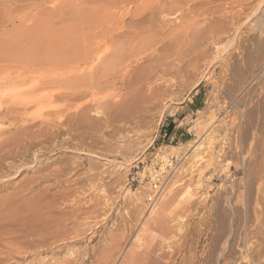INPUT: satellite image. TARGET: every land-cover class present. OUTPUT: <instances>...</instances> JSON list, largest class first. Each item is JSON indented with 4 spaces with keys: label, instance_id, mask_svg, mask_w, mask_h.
Returning <instances> with one entry per match:
<instances>
[{
    "label": "rangeland",
    "instance_id": "374dc122",
    "mask_svg": "<svg viewBox=\"0 0 264 264\" xmlns=\"http://www.w3.org/2000/svg\"><path fill=\"white\" fill-rule=\"evenodd\" d=\"M157 1L159 0H0L1 129L13 132V128L9 126L11 122L16 123L19 118L25 116L34 117L38 114L49 113V111L45 112L49 106L46 103L43 104L44 106L31 104L32 106L29 105L27 111L25 110L26 113L21 110L32 96L36 98L38 95L41 96L52 91H60L61 93V87L63 88L66 83H62L59 87L54 85L58 87L56 89L52 87V89H39L38 92L35 90L36 92L29 93V89L36 85L37 81L40 80L39 83H41V79L43 81L49 76L53 78L56 75V79L63 78L62 80H66V76L73 77L75 75L77 78L75 76L73 78L79 81L82 78L79 76L84 75L85 72L84 78L88 77L87 74L90 75L95 71L96 73L92 74L95 77L90 75L89 77L92 79L89 78L88 80L91 82V80L96 79L95 82L100 81L101 84V88L93 91L94 100L91 97H87L90 102L87 98L79 100H84L81 104H88V106L91 104L90 107L96 109L94 111L90 108L88 112H92L88 115V117L91 116L90 119L86 118L81 121L72 116V119L66 124V127L77 128L80 125L82 127L83 124L85 126L86 121L89 120L90 124L92 122H94L92 125L99 123L101 127L98 124L97 130H86L87 133L84 134V138L79 140L72 136L66 135L65 137L62 135L63 133H60L50 150L41 151L38 154V162L33 164L34 169L16 171L15 174L13 171L14 175L2 184L4 189L0 191V219L5 221L10 219L11 221H6L8 225L5 224L7 226L4 227L5 221L1 220L3 223H0V226L2 225L4 228L9 226L7 229L11 230V233L17 229L16 232L13 231L14 234L12 233L15 235L13 236L14 239L16 234L25 230L41 235L47 241L35 251L24 249L22 251L27 253L14 254L13 259L6 264H16L17 262V264L242 263L239 262L240 255L238 254L242 252L246 254L248 250L246 248L254 242L252 236H249L254 232L250 226L255 228V218L260 219L258 216L261 217L260 213L263 212L261 209H264V201H261L264 200V194L258 192L260 187H264V180H262L264 173L259 175L258 172V176L262 178L259 177V181L256 168L254 169L256 159H260V149H258L257 144H259L260 135H262L260 133L261 125L264 123V100L259 98L262 95L260 94V86L255 85V81L250 82L253 75L257 78L263 75L262 80H264L263 72H258V70L264 71V66L263 68L261 66L264 60V52H262L264 51V32H262V30L264 31V0H176L177 2L175 0H161V12L159 8H155ZM166 1H168L169 6L168 4L165 5ZM185 25L190 26L192 30H195V33L190 27L189 32ZM185 30L186 32L188 30L190 35H187ZM246 39L248 40L246 41ZM233 40L240 43L238 47H240V51L242 50L243 53H241L244 58L241 57L239 50L238 53H234L236 56L233 54L236 43ZM238 40H241L242 43ZM247 42L249 44H246ZM175 44H178L177 49ZM136 45H140V47L138 48ZM129 46L134 50L127 49ZM242 46L247 47L244 49ZM48 52L50 56L52 54L54 59L56 57H58L57 59L66 58V60L63 59L65 62L62 59H53V62L59 61L58 64L55 62L56 65L52 66L51 63L53 62L49 61V63L48 60L43 62L44 65L41 64L39 62L40 56L45 55V57L43 56L44 59L49 58ZM117 53L119 54L116 55ZM125 53L127 54L126 57L124 56ZM85 55L88 58L90 55L93 56L92 58L98 55V57L105 59L102 60L101 67L99 66L94 71L89 69V59L86 64L79 65L78 69L75 67L76 73L72 65L68 64L67 67L68 60L72 61L73 58L80 60ZM251 55L257 58L253 57L250 61ZM116 56H119L121 60H118L119 58ZM29 58H34L35 63L33 60L27 62ZM123 58L124 60L129 58L131 60H127V62L129 61L127 63ZM246 59L248 60L246 61ZM222 60L226 61L223 62ZM240 60L244 64L240 63ZM23 61L30 63L28 65L25 62L27 67H31L30 70L27 69L26 65L24 66ZM164 61L167 62L168 67L171 65L169 69L161 66L166 63ZM120 62L123 66L127 63L124 66L125 70L123 66H120ZM123 62L125 63L123 64ZM224 63L227 66H224ZM230 63L232 64L230 65ZM38 64L41 70L37 67ZM47 64L51 65L46 67ZM259 65L260 67H258ZM249 66L252 67L250 68L251 71ZM25 68L26 72L31 71L26 74L28 78L26 77L25 82L6 83L11 77L10 74L14 78L19 72H25ZM163 68L167 69V72L162 71ZM52 70H57V72ZM72 71L73 73H71ZM223 71L227 78L223 75ZM226 72L230 76H227ZM62 73L67 75L64 76ZM140 75L150 78H140ZM39 76L41 79L38 78ZM128 76L129 78H127ZM72 77H67L68 81L70 80V83L67 82L70 88L64 86L63 89L73 90L77 88L75 86L72 88L73 84L76 83ZM134 77H138V80ZM143 78L144 80H141ZM122 79L125 81L129 79L128 83L124 81L125 86ZM139 79L141 83H145L140 84ZM257 81L260 82L261 80L257 79ZM71 83L72 85H70ZM141 86L144 88L140 89ZM78 89L80 90V88ZM78 89H74L75 92H78ZM154 89L156 92L158 90L160 92L158 91L156 94ZM68 90L65 92L68 93ZM72 90L71 92L75 93ZM241 90L243 93H239ZM134 94L135 96H133ZM91 100L94 102L91 103ZM79 101L74 102L81 105ZM105 101L106 103H104ZM238 101L240 105H246V103L248 105L240 107L236 104ZM74 102L69 105L71 110L67 108V111H71H68L69 114L73 113V115L72 107L77 106ZM53 103L52 106L62 104L61 102V104L59 102ZM102 103L108 104V107H104L106 105ZM248 113H250V119L247 118ZM59 114L65 118L67 113L64 111L65 115L63 112ZM108 114L109 118H107ZM56 116L57 120L61 119L59 115H52L49 119H56ZM91 118H94L93 121ZM213 119L215 122L221 123H218L220 125L218 127L219 132L212 136V149L215 150H213L212 155L220 156L215 157L218 161L213 159V167H207L208 169L205 167L206 169H203L205 171L202 174L198 170L200 169L199 154L194 149L196 150L198 144L204 141L203 139L207 135L204 133V127L209 128L210 125L215 127L217 122L215 123ZM231 119H234L235 129L229 131L227 125ZM105 120L107 125L103 127ZM89 122L86 127L89 126ZM86 127L84 128L88 129ZM257 128L260 135L256 131ZM253 132H257V135ZM251 133L254 134V137ZM235 136L236 139L234 140L233 137ZM224 137L231 138L232 142L228 144L224 140L222 141L221 139ZM252 138H254V142H252L255 143L253 146L250 145L253 144ZM169 162L173 166L169 167ZM223 166L224 168L227 167L225 171H228L230 178L225 177L226 172L224 176H220L217 175L218 172L213 170L214 168L219 170ZM34 170L35 173H33ZM196 171L202 176L200 177ZM206 176H210V178L206 179ZM255 176L257 177L255 178ZM30 178L33 180L30 181ZM210 179L211 182L206 190L202 192L198 189L199 183H205ZM224 181L234 186L233 191H231V187L226 188L222 185ZM258 183H260L259 188L257 187ZM248 190L252 191L249 193ZM238 191L246 194V199L249 198V204H251L247 206L249 209L245 205L243 207L241 205L236 206V209L233 208L234 210L230 208L229 197L237 194ZM200 192H205L206 197L203 198L205 202L199 198ZM15 193L19 195L16 196ZM257 193L263 197H259ZM22 194L23 196H21ZM197 196L198 198H196ZM255 196L262 199H257ZM14 199H18L20 202ZM194 199L202 202L199 203ZM190 200H194L193 203L189 202ZM24 201L28 204L26 205ZM167 201L169 202L168 213L173 212V214L169 215L171 217L168 219L170 222L167 224L168 230L164 234L165 236L162 237L160 230L157 231L155 227L154 229L151 227L150 232L147 231L148 233L143 234L141 223L149 215L152 205L158 206V204ZM257 201L263 203L259 205V210L254 208V202ZM137 203L140 206L138 212L134 209L138 205ZM194 203L195 205H192ZM183 204H187L185 208L181 207ZM26 206L33 216L31 213L29 214L28 210H25ZM22 209L29 215H25L24 210L23 215H21ZM92 209L96 212L91 215ZM252 209L256 212L253 213ZM19 213L20 218L26 216L27 219L25 217L20 219ZM16 214L19 219L18 221L16 218L17 222L16 219H12ZM181 214L183 220L177 222ZM247 215L252 222L246 219ZM1 216L3 217L1 218ZM198 216L200 221H198ZM219 217L223 219L225 224V230L222 233L217 231ZM251 217L254 219L252 220ZM174 219L175 221H172ZM21 223L24 225L20 226ZM247 223H250V226ZM16 225L19 227L15 228ZM246 227H249L252 232L248 229L245 230ZM148 234H152V236ZM110 235L115 236L111 238ZM243 235L247 236V239H243L245 238ZM114 240H116L115 243L118 241V245L114 243L113 248L114 246L116 248L113 249L111 245ZM235 240L236 242H233ZM246 240L250 241L247 242ZM13 243L14 245L5 242L4 249L7 250L8 247L13 249L16 242L13 241ZM110 248L113 251L111 249L109 253ZM122 261L124 262L122 263ZM246 262L247 260L244 261V263Z\"/></svg>",
    "mask_w": 264,
    "mask_h": 264
},
{
    "label": "bare ground",
    "instance_id": "6f19581e",
    "mask_svg": "<svg viewBox=\"0 0 264 264\" xmlns=\"http://www.w3.org/2000/svg\"><path fill=\"white\" fill-rule=\"evenodd\" d=\"M160 1L161 0H159V1H157L156 2V6H155V8L156 9H158L159 8V11H160ZM176 1V0H175ZM167 2V3H166ZM165 3V5H167L168 4V1H166ZM169 2H173V1H169ZM177 2V1H176ZM162 4V3H161ZM173 4V3H172ZM171 4V5H172ZM259 5V4H258ZM162 6V5H161ZM168 6H169V4H168ZM154 10V9H153ZM161 10H162V7H161ZM173 10V9H172ZM155 11V10H154ZM158 11V10H157ZM261 11H263V10H261ZM161 12V11H160ZM149 13H150V11H149ZM148 13V14H149ZM164 13V12H163ZM264 13V12H263ZM129 14V13H128ZM151 15H152V13H150ZM150 15V16H151ZM154 15H158V14H154ZM142 16H144V15H142ZM153 16V15H152ZM160 17V16H159ZM167 18V17H166ZM150 20H151V18H150ZM160 20V19H159ZM163 22V21H162ZM214 22V21H213ZM264 24V23H263ZM187 25H189V24H187ZM187 25H185L186 27H187V29L189 30V27L187 26ZM191 25H193V24H191ZM185 26H184V28H185ZM193 27V26H192ZM247 27V26H246ZM262 27V26H261ZM261 27H259V28H261ZM240 28V27H239ZM186 29V28H185ZM190 29L192 30V28L190 27ZM224 29V28H223ZM188 30H187V32H186V30H185V32L187 33V35L189 34V32H190V30H189V32H188ZM259 30V29H258ZM195 30H192V32H194ZM219 31V30H218ZM184 32V33H185ZM196 32H198V31H196ZM211 32V31H210ZM236 32V31H235ZM248 32V31H247ZM252 32V31H251ZM255 32V31H254ZM262 32H264L263 30H262ZM195 33V32H194ZM193 33V34H194ZM226 33V32H225ZM261 33V32H260ZM237 34V33H236ZM190 35V34H189ZM245 35V34H244ZM264 35V34H263ZM186 36V35H185ZM201 36V35H200ZM187 37H190V36H187ZM232 37H236V36H232ZM238 37H240V36H238ZM207 38V37H206ZM237 38V37H236ZM247 38V37H246ZM185 39V38H184ZM244 40H245V38H244ZM248 39H246V41H247ZM233 41H235V40H233ZM239 41H241V40H238V42ZM137 42V41H136ZM135 42V43H136ZM140 42V41H139ZM181 42H183V41H181ZM197 42V41H196ZM236 43H235V48H236V50H235V48H234V50H233V54L234 53H238L237 51L239 50V48L240 47H238L239 46V44L240 43H237V40L235 41ZM245 42V41H244ZM262 42V41H261ZM261 42H260V44H261ZM138 43V42H137ZM136 43V44H137ZM178 43V42H177ZM186 42H184V44H185ZM241 43H242V41H241ZM181 44V43H180ZM184 44H183V46H184ZM232 44V43H231ZM246 44H249L248 42L246 43ZM254 44V43H253ZM252 44V46H254ZM260 44H259V47H261L260 46ZM263 44V43H262ZM135 45V44H134ZM176 45V44H175ZM178 45V44H177ZM177 45L175 46L176 47V49H177ZM186 45V44H185ZM243 45H244V43H243ZM131 46H133V45H131ZM136 46H138V48L140 47V45H136ZM136 46H135V48H136ZM146 46V45H145ZM182 46V45H181ZM219 46V45H218ZM233 46H234V44H233ZM249 46V45H248ZM251 46V47H252ZM257 46V45H256ZM255 46V47H256ZM130 47V46H129ZM127 48V49H130L131 51H132V49L134 50V48ZM134 47V46H133ZM178 47H180V46H178ZM217 47V46H216ZM243 47V46H242ZM247 46H245V48H246ZM262 47H263V45H262ZM183 48V47H182ZM244 48V47H243ZM244 48V49H245ZM49 49H50V47H49ZM144 49V48H143ZM228 49V48H227ZM250 49H252V48H250ZM259 49H262V48H259ZM264 49V48H263ZM125 50H126V48H125ZM180 50H181V48H180ZM223 50H224V48H223ZM232 50H230L231 52H232ZM247 50V49H246ZM254 50V49H253ZM124 51V50H123ZM130 51V52H131ZM140 51V50H139ZM178 51H179V48H178ZM178 51H176V52H178ZM182 51V50H181ZM219 51H220V49H219ZM240 51V50H239ZM244 51V50H243ZM262 51V50H261ZM125 52V51H124ZM129 52V53H130ZM135 52V54H136V51H134ZM134 52H132L133 54H134ZM141 52V51H140ZM146 52V51H145ZM242 52V50L240 51V53ZM255 52V51H254ZM262 52H264V51H262ZM122 53V51L120 52V54ZM127 53V52H126ZM125 53V54H126ZM131 53V54H132ZM142 53V52H141ZM200 53H201V51H200ZM199 53V54H200ZM243 53V52H242ZM242 53L240 54V55H242ZM245 53H247V52H245ZM119 53H117L116 55H118ZM124 54V56L126 57L127 56V54L125 55ZM131 54H129V55H131ZM233 54H232V56H233ZM249 54V53H248ZM264 54V53H263ZM46 55H47V53H46ZM48 55H49V58H45L44 59V57H45V55H43V56H40V58H41V60H40V58H39V62L41 63V64H43V62L45 63L46 62V60H48V62L49 61H52L53 62V59H54V57L52 56V54H51V56H50V54H49V52H48ZM54 55V54H53ZM128 55V56H129ZM137 55H138V51H137ZM230 55V54H229ZM235 55V54H234ZM259 55V54H258ZM262 55V54H261ZM260 55V56H261ZM56 56H57V54H56ZM88 56V55H87ZM139 56V55H138ZM236 56V55H235ZM238 56V55H237ZM30 57V56H29ZM42 57H43V59H42ZM93 56H91L90 55V58H88V57H86V55L84 56V58H81L80 60H74V58L72 59V61L71 60H68V63H67V67H68V64L71 66L72 65V67H74V71L76 70V68L78 67L79 68V65H81V64H86V62H87V60L89 59V61H90V66H89V69L91 70V71H94V70H97V68L100 66V64H101V62H103L102 60H104L102 57H98V55H97V57H94V58H92ZM117 57V56H116ZM123 57V56H122ZM216 57V56H215ZM217 57H218V55H217ZM224 57V56H223ZM225 57H226V55H225ZM241 57H243V55L241 56ZM241 57H239L238 56V58H240L241 59ZM247 57V56H246ZM245 57V58H246ZM253 57H256V56H250L249 57V59H250V61H252V58ZM58 57H56L55 59H57ZM115 58V57H114ZM117 58H119V56L117 57ZM128 58V57H127ZM126 58V59H127ZM131 58V57H130ZM127 59V60H131V59ZM227 58H229V57H227ZM230 58H233V57H230ZM244 58V57H243ZM242 58V59H243ZM257 58V57H256ZM256 58H254L255 60H257ZM262 58H263V56H262ZM26 59V58H25ZM34 59V58H33ZM33 59H27V62H28V60H33ZM54 59V60H55ZM62 59V58H61ZM60 58L59 59H57V60H61ZM63 59H65L66 60V58H63ZM62 59V61H64L65 62V60H63ZM132 59H133V57H132ZM223 59H225V58H223ZM55 61V62H57V64H58V62L59 61ZM118 60H121V58H119ZM123 60H124V58H123ZM127 60H124V61H126L127 62ZM248 59H246V61H247ZM34 61V60H33ZM32 61V62H33ZM62 61H61V63H62ZM70 61V62H69ZM211 61H214L213 59H211ZM210 61V62H211ZM223 61V60H222ZM224 61H226V60H224ZM223 61V62H224ZM228 61V60H227ZM241 61V60H240ZM239 61V62H240ZM24 63L26 62V61H23ZM26 62V63H27ZM30 62V61H29ZM47 62V63H48ZM55 62H53V63H55ZM67 62V61H66ZM164 62H166V61H164ZM207 63L209 62V60L208 61H206ZM219 62V61H218ZM232 62V61H231ZM244 62V61H243ZM26 63L24 64V66L26 65ZM34 63H35V61H34ZM34 63H31V64H34ZM50 63V62H49ZM53 63H51L52 64V66L53 65H56V63L55 64H53ZM119 62L117 61V64H118ZM121 63L122 62H120V66H123V65H121ZM125 62H123V64H124ZM127 63H129V61L127 62ZM127 63H125V64H127ZM202 63V62H201ZM206 63V64H207ZM240 63H242V61L240 62ZM248 63V62H247ZM251 63V62H250ZM249 63V64H250ZM261 63V62H260ZM28 65L30 64V63H27ZM50 64V65H51ZM66 64V63H65ZM103 64V63H102ZM125 64H124V66H125ZM174 64V63H173ZM229 64V63H228ZM232 63H230V65H231ZM242 64H244V63H242ZM246 64V63H245ZM262 64V63H261ZM44 65V64H43ZM49 64H47L46 65V67L48 66ZM49 65V66H50ZM62 65H64V64H62ZM129 65V64H128ZM127 65V66H128ZM168 65H170V64H168ZM224 66L226 65L227 66V64H223ZM222 65V66H223ZM234 65V64H233ZM232 65V66H233ZM123 66V67H124ZM133 66V65H132ZM161 66H163V67H166V68H170V66L168 67L167 66V62L165 63V64H162ZM206 66H208V65H206ZM212 66V65H211ZM219 66H220V64H219ZM223 66V67H224ZM262 66V68H263V66H264V60H263V65H261ZM26 67H27V65H26ZM37 67H39V64H38V66ZM65 67H66V65H65ZM72 67H71V69H72ZM76 67V68H75ZM101 67V66H100ZM210 67V66H209ZM221 67V66H220ZM257 67V66H256ZM258 67H260V65L258 66ZM29 68H31V67H27V69H29ZM60 68H62V67H60ZM70 68V67H69ZM69 68H67V69H69ZM77 68V69H78ZM172 68V67H171ZM228 68V67H227ZM245 68V67H244ZM243 68V69H244ZM250 68H252V67H250L249 66V69ZM39 69H40V67H39ZM45 69V68H44ZM89 69H87V70H89ZM128 69V68H127ZM133 69V68H132ZM177 69V68H176ZM225 69V68H224ZM224 69H222V70H224ZM246 69V68H245ZM249 69H248V71H249ZM30 70V69H29ZM41 70V69H40ZM58 70V69H57ZM57 70L55 71V70H52V71H55V73L57 72ZM66 70V69H65ZM80 70V69H79ZM114 70V69H113ZM124 70H125V67H124ZM123 70V72H125ZM131 70V69H130ZM137 70V69H136ZM221 70V71H222ZM253 70V69H252ZM256 70V69H255ZM262 70V69H261ZM23 71H24V69H23ZM36 71H38V69H36ZM69 71V70H68ZM67 71V72H68ZM71 71V70H70ZM69 71V72H70ZM90 71V72H91ZM128 71H129V69H128ZM133 71V70H132ZM135 71V70H134ZM162 71H166L167 72V69H165V68H163V70ZM226 71V70H225ZM228 71H229V69H228ZM230 71H231V69H230ZM250 71H251V69H250ZM254 71V70H253ZM252 71V73H254ZM25 72H26V68H25ZM25 72H19V74L17 75V76H15L14 78H12L13 77V75H11L10 73V78H9V80H8V82H6V83H8L9 84V82H12L13 83V81H24V80H27L26 79V77L28 78V76H26V74L28 73V72H31V71H27L26 73ZM33 72V71H32ZM46 72V71H45ZM49 72V71H48ZM51 72V71H50ZM79 72H81V71H79ZM84 71H82V74H84L83 73ZM89 72V71H88ZM148 72V71H147ZM146 72V73H147ZM199 72V71H198ZM258 72L260 73H262L263 72V74H264V71H259L258 70ZM54 73V72H53ZM71 73H73V71L71 72ZM75 73H76V71H75ZM96 72L94 71V73H91L90 75H92V74H95ZM122 73V72H121ZM221 73V72H220ZM229 73V72H228ZM231 73V72H230ZM1 74V73H0ZM16 74H17V72H16ZM63 74V73H62ZM66 74V73H65ZM65 74H63L64 76H66ZM82 74H79V75H82ZM85 74H86V72H85ZM84 74V75H85ZM128 74V73H127ZM126 74V75H127ZM131 74V73H130ZM151 74V73H150ZM162 74H163V72H162ZM164 74H165V72H164ZM226 74H227V72H226ZM246 74V73H245ZM244 74V75H245ZM251 74V73H250ZM29 75V74H28ZM42 75V74H41ZM43 75H44V73H43ZM43 75H42V77H43ZM63 75H62V77H63ZM69 75V74H68ZM72 75V74H71ZM74 75V74H73ZM78 75V76H79ZM84 75H82V76H79L81 79H79V81H78V79H76L77 78V76H75L76 78H73L72 76H66L65 78H66V80H62L63 78H61V77H59V78H61V79H56L57 78V76L54 78H50V76L48 77V76H44V77H48V78H46L45 80H43L42 81V79L40 78V76L38 77V78H40L41 79V83H39L40 82V80H39V82L37 81L35 84L36 85H34L32 88H30L29 89V93H33L35 90L38 92V90L39 89H52V87H55V86H61V84L62 83H65L64 84V86L65 87H67L68 86V83L67 82H69L70 83V80L68 81V79H67V77H72L73 79L72 80H76V83H74L73 84V86H72V88L75 86V87H77V88H74V89H78V88H80V90L78 89V92H75L76 90H74V92L75 93H73V92H71V90H68V89H63L64 88V86H63V88L61 87V93H60V91L59 92H48L47 94H43V95H41V96H37L36 98H34V96H32L30 99H28L27 100V102L25 103V105H24V108L22 107L21 108V110L23 111V112H25L26 113V111H27V109H28V106L29 105H43L44 103H46V105L48 106V109H45V110H47V111H45V112H48L49 111V113H45V114H38V115H36V116H34V117H27V116H25V117H22V118H19V121H17L16 123H13V122H11L10 123V125L9 126H11L12 128H13V132H11L10 130H7V129H1L0 128V191L1 190H3L4 189V186H2V184L3 183H5L6 181H8L11 177H12V175H14L15 174V172L17 171H23V170H25V169H30V171L32 170V169H34L35 167H33V164L35 163V164H37V162H38V160H37V156H38V154L41 152V151H44L45 152V150H50L51 148V146L56 142V140H57V138L60 136V133H63L62 135H64L65 137H66V135L67 136H72V137H74V139H76V140H79V139H82V138H84V134L85 133H87L86 132V130H92V131H94V130H97V127H99L98 126V124L96 123V124H94V125H92L94 122H92L91 124H90V122H89V120L88 121H86L85 123V126H84V124L82 125V127H80L79 126V124H77L79 127H75V128H72L71 126H69V127H66V124L67 123H69V121H70V119H72V116H73V118H77V119H79V120H81V121H83V120H85L86 118H89L90 119V117L91 116H89L88 117V115L90 114V113H92V112H90V113H88L89 111H90V108L91 109H94V107H90V106H92L91 104H89V106H88V104L86 105V104H81V102H83L84 100H82V101H79V100H81V99H83V98H87V97H91L92 99H93V96H94V94H93V91L94 90H98L99 88H101V84L99 83V82H95V80L94 81H92L91 80V82H89V74H87L88 75V77L86 78H84ZM146 75H148L149 76V74H146ZM158 75V74H157ZM156 75V76H157ZM223 75L226 77V75L224 74V71H223ZM262 75V74H261ZM9 76V75H8ZM32 76V75H31ZM61 76V75H60ZM93 76V78L95 77V75H92ZM122 76H123V74H122ZM147 76V77H148ZM227 76H230V75H228L227 74ZM132 77H133V75H132ZM132 77H130L131 79H132ZM141 77H144V75L143 76H141L140 75V78ZM147 77H144V78H147ZM223 77V76H222ZM224 77V78H225ZM244 77V76H243ZM250 77V76H249ZM263 75L262 76H260L259 78H257V77H255L254 75L252 76V78L250 79V82L252 83L253 81H255L254 82V84L255 85H259L260 87V89H261V93L260 94H262L259 98H260V100L262 99V100H264V80H262L263 78ZM37 78V79H38ZM123 78V77H122ZM127 78H129V76L127 77ZM126 77H125V79H127ZM135 79H137L138 80V77L136 78V77H134ZM144 78L143 79H141V80H144ZM148 78H150V77H148ZM152 78V77H151ZM173 78V77H172ZM227 78V77H226ZM245 78V77H244ZM90 79H92V78H90ZM124 79V78H123ZM122 79V81H123V85L125 86V82H127L128 83V80L127 81H125V80H123ZM134 79V80H135ZM157 79V78H156ZM257 79H260L261 81L259 82V81H257ZM6 80H7V78H6ZM140 80V79H139ZM141 80L140 81H138L140 84H142L141 83ZM182 80H184V79H182ZM243 80V79H242ZM241 80V81H242ZM36 81V80H35ZM78 81V82H77ZM119 81V80H118ZM125 81V82H124ZM131 81V80H130ZM149 81V80H148ZM25 82V81H24ZM72 82H74V81H72ZM131 82H133V81H131ZM147 82V81H146ZM155 82V81H154ZM247 82H248V80H247ZM5 83V84H6ZM39 83V84H38ZM120 83V82H119ZM130 83V82H129ZM134 83H136V82H134ZM145 83V82H144ZM143 83V84H144ZM215 83V82H214ZM38 84V85H37ZM67 84V85H66ZM140 84H138V85H140ZM247 84V83H246ZM55 85V86H54ZM70 85H72V83L70 84ZM130 85H132V84H130ZM249 85H250V83H249ZM253 85V84H252ZM122 86V85H121ZM134 86H136V84H134ZM246 86V85H245ZM58 87H55V89L56 88H58ZM69 87V86H68ZM129 87H131V86H129ZM152 87H154V86H152ZM249 87V86H248ZM70 88V87H69ZM81 88H82V90H81ZM122 88H123V86H122ZM126 88H128V87H126ZM135 88V87H134ZM140 88V87H139ZM142 88H144V87H142L141 86V88L140 89H142ZM145 88H146V86H145ZM156 88V87H155ZM258 88V87H257ZM258 88V89H259ZM124 89V88H123ZM58 90H60V89H58ZM63 90H65V91H67L68 90V93H66L65 91H63ZM72 90V91H73ZM133 90V89H132ZM148 90V89H147ZM161 90V89H160ZM245 90V89H244ZM247 90V89H246ZM253 91L252 92H254V89H252ZM31 91V92H30ZM35 91V92H36ZM70 91V92H69ZM126 91V90H125ZM143 91V90H142ZM154 91H155V89H154ZM159 91V90H158ZM158 91L156 92V94L158 93ZM66 93V94H64V93ZM134 92H137V91H134ZM144 92H146V91H144ZM148 92V91H147ZM146 92V93H147ZM149 92H150V90H149ZM155 92H153V93H155ZM160 92V91H159ZM248 92V91H247ZM249 92H251V91H249ZM126 93V92H125ZM141 93V92H140ZM239 93H243V90H241V92H239ZM36 94V93H35ZM136 94V93H135ZM135 94L133 95V96H135ZM248 94V93H247ZM251 94V93H250ZM37 95V94H36ZM137 95V94H136ZM148 95H150V94H148ZM236 95H237V93H236ZM241 95V94H240ZM111 96V95H110ZM157 96V95H156ZM247 96V95H246ZM251 96H252V94H251ZM257 96V95H256ZM96 97V96H95ZM235 97V96H234ZM151 98H152V96H151ZM88 99V98H87ZM106 99V98H105ZM236 99V98H235ZM251 99V98H250ZM79 101L80 102V104L81 105H77L76 104V102H74V101ZM90 99H88V101H89ZM94 100V99H93ZM93 100H91V103L92 102H94ZM249 100V99H248ZM21 101V100H20ZM108 101H111V100H108ZM236 101V100H235ZM252 101V100H251ZM53 102H61L60 104L61 105H57V106H52L51 104L53 103ZM71 102H74L77 106L76 107H72L73 108V112H74V115H73V113L72 114H69V112L68 111H70L71 110V108H70V103ZM90 102V101H89ZM237 102V101H236ZM244 102H245V100H244ZM73 103V104H74ZM85 103V102H84ZM104 103H106V101L104 102ZM104 103H102V104H104ZM112 103V102H111ZM242 103H243V101H242ZM98 104V103H97ZM237 105H240L239 104V101H238V103H236ZM250 104H251V102H250ZM258 104V103H257ZM260 104V103H259ZM21 105V104H20ZM31 105V106H32ZM53 105H54V103H53ZM104 105H106V104H104ZM111 105V104H110ZM246 105H248L247 103H246ZM245 104L244 105H240V107L241 106H243V107H245L246 106ZM23 106V105H22ZM44 106V105H43ZM47 106H45V107H47ZM73 106H75V105H73ZM93 106H94V104H93ZM95 106H97V105H95ZM97 107H99V106H97ZM104 107H108V104L106 105V106H104ZM223 107V106H222ZM239 107V108H240ZM67 108H70V110H68L67 111ZM135 108V107H134ZM247 108V107H246ZM133 109V108H132ZM17 111H18V109H16ZM26 110V111H25ZM96 109H94V111H95ZM131 110V109H130ZM247 110V109H246ZM64 111H65V113H67L66 115L64 114ZM67 111V112H66ZM107 111H108V109H107ZM133 111V110H132ZM138 111V110H137ZM154 111V110H153ZM226 111V110H225ZM61 112H63V115H65V118H64V116L63 117H61L60 116V114L59 113H61ZM71 112V111H70ZM250 112V111H249ZM24 113V115H26ZM127 113V112H126ZM134 114H135V112H133ZM137 113V112H136ZM227 113V112H226ZM242 113V112H241ZM69 114V115H68ZM100 114V113H99ZM101 114H104V112L102 113L101 112ZM222 114V113H221ZM252 114V113H251ZM23 115V114H22ZM52 115H59L60 117H61V119H59V120H57V116H56V119H49ZM106 115H107V112H106ZM131 115V114H130ZM133 115V114H132ZM32 116V115H31ZM58 116V117H59ZM55 117V116H54ZM71 117V118H70ZM106 117V116H105ZM211 117H213V116H211ZM234 117V116H233ZM264 117V116H263ZM16 118V117H15ZM98 118V117H97ZM96 118V119H97ZM102 118H103V116H102ZM107 118H109V114H108V116H107ZM106 118V119H107ZM228 118V117H227ZM232 118V117H231ZM235 118V117H234ZM247 118L248 119H250V113H248L247 114ZM92 119V118H91ZM94 119V118H93ZM93 119H92V121H93ZM95 119V120H96ZM101 119V118H100ZM216 119V118H215ZM220 119V118H219ZM230 119V118H229ZM55 120H57V121H55ZM73 120H76V119H73ZM79 120H77V121H79ZM98 120H99V118H98ZM101 120H103V119H101ZM237 120V119H236ZM100 121V120H99ZM213 121H214V119H213ZM219 121V120H218ZM227 121H228V119H227ZM264 121V120H263ZM15 122V121H14ZM88 122H89V126L90 125H92V126H90V128H88L89 126H87L86 127V125H88ZM102 122V121H101ZM215 122V121H214ZM217 122V121H216ZM215 122V123H216ZM257 122V121H256ZM73 123V122H72ZM78 123H80V122H78ZM104 125H102L103 127L105 126V125H107V123H106V120L104 121ZM218 123H221V122H217L216 124H215V127L213 128L211 125L210 126H208L209 128H207L206 126L204 127L205 129V131H204V133L205 134H207L206 136H205V138L203 139L204 141H202L201 143H199L198 144V146L196 147V150L194 149V151H197V154H199L198 155V161H200V169H198L199 170V172L200 173H204V171L205 170H203L205 167L207 168V167H210L211 166V168L213 167L212 166V160L214 159V160H216L215 159V157H219V156H213L212 155V152H213V150L214 149H212V146H213V143H212V136L213 135H216L218 132H219V130H218V127L220 126V125H218ZM7 124V123H6ZM103 124V123H102ZM108 124H109V121H108ZM223 125H224V122L222 123ZM262 124V123H261ZM2 125V124H1ZM76 125V126H77ZM100 125V127H101V124H99ZM86 127V128H88V129H85L84 127ZM216 126H217V128H216ZM228 126V130L230 131L231 129L233 130V129H235V122H234V119H231L230 120V122H229V124L227 125ZM254 126V125H253ZM1 127V126H0ZM124 128V127H123ZM203 128V127H202ZM98 130H100V128H98ZM258 128H257V132H258ZM260 133H262V135H260L259 134V132H258V134L260 135V137H261V139H260V142H258L259 144H257L258 145V149H260V159H256V162H255V167H254V169L256 168V171H257V176H258V172H259V175H261L262 173H264V123H263V125H261V128H260ZM140 131V130H139ZM236 131V130H235ZM238 131V130H237ZM256 132V133H257ZM203 133V134H204ZM236 133V132H235ZM254 134H256L255 132H253ZM253 133H251V134H253ZM101 134V133H100ZM234 134V133H233ZM232 134V135H233ZM254 134H253V137H254ZM257 135V134H256ZM202 136H204V135H202ZM64 137V138H65ZM71 137V138H72ZM221 137V136H220ZM228 137V136H227ZM252 137V136H251ZM256 137V136H255ZM68 138V137H67ZM234 138V140L236 139V136L235 137H233ZM256 138H258V137H256ZM63 139V138H62ZM231 139V138H230ZM229 138H225L224 137V139L222 138L221 140L223 141H225L226 143H230V142H232L231 140H230ZM253 140H251V142L253 141L254 142V138H252ZM216 140V139H215ZM256 140V139H255ZM258 140V139H257ZM65 141H66V138H65ZM219 141V140H218ZM217 141V142H218ZM229 141V142H228ZM78 142V141H77ZM221 142V141H220ZM252 142V143H253ZM78 144V143H77ZM207 144V145H206ZM225 144V143H224ZM255 143H253V144H250V145H254ZM59 145V144H58ZM215 145V144H214ZM257 145H256V147H257ZM63 146V145H62ZM57 147V146H56ZM222 147V146H221ZM53 148V147H52ZM250 148H251V146H250ZM253 148V147H252ZM90 149V148H89ZM224 149V148H223ZM255 149V148H254ZM54 150V149H53ZM257 150V149H256ZM215 151V150H214ZM230 151V150H229ZM258 151V150H257ZM222 152V151H221ZM256 152V151H255ZM257 153V152H256ZM99 154V153H98ZM196 154V153H195ZM194 154V155H195ZM228 154V153H227ZM202 157H201V156ZM216 155V154H215ZM223 155V154H222ZM257 155V154H256ZM255 155V156H256ZM254 156V157H255ZM257 157V156H256ZM196 158V157H195ZM221 158H222V156H221ZM221 158H220V160H221ZM224 158V157H223ZM258 158V157H257ZM164 160V159H163ZM196 161V160H195ZM216 161H218V160H216ZM224 161V160H223ZM167 162V161H166ZM221 162V161H220ZM226 163V162H225ZM107 164V163H106ZM109 164V163H108ZM222 164H224V163H222ZM221 164V165H222ZM239 164V163H238ZM165 165V164H164ZM215 165V164H214ZM168 166L170 167V166H173L170 162H169V164H168ZM192 166V165H191ZM219 166H220V163H219ZM226 166V165H225ZM196 167V166H195ZM216 167V166H215ZM177 168V166L175 167V169ZM205 168V169H206ZM218 168V167H217ZM223 168H224V166H223ZM223 168H221V169H223ZM227 168V167H226ZM226 168H224L223 170H221V169H213V170H215L216 172H218L219 174H217V175H220V176H224L228 171H225V169ZM188 169H190V168H188ZM208 169V168H207ZM36 170V169H35ZM34 170V172L33 173H35L36 171ZM193 170V169H192ZM197 170V169H196ZM228 170V169H227ZM13 171H14V174H13ZM182 171V170H181ZM207 171V170H206ZM212 171V170H211ZM215 171H214V173H215ZM184 172V171H183ZM191 172V171H190ZM196 172H198V171H196ZM198 172V174L200 175V173ZM226 172V173H225ZM185 173V172H184ZM181 174H182V172H181ZM186 174V173H185ZM184 174V175H185ZM228 174V173H227ZM225 175V177L227 178V177H229L230 175L228 174V175ZM121 175V174H120ZM187 175V174H186ZM193 175V174H192ZM255 175V174H254ZM263 175V174H262ZM183 176V175H182ZM202 175H200V177H201ZM211 176V175H210ZM210 176L209 177H205L206 179H209L210 178ZM257 176H255V178L257 177ZM185 177V176H184ZM189 177V176H188ZM193 177V176H192ZM232 177V176H231ZM236 177V176H235ZM260 176H258V178H259ZM264 177V176H263ZM190 178V177H189ZM212 178V177H211ZM230 178V177H229ZM234 178V177H233ZM261 178V177H260ZM260 178H259V181H260ZM31 179V178H30ZM183 179V178H182ZM199 179V178H198ZM223 179V178H222ZM262 179V178H261ZM33 179H31L30 181H32ZM99 180H101V179H99ZM192 180V179H191ZM203 180V179H202ZM262 180H264V179H262ZM96 181V180H95ZM102 181V180H101ZM179 181V180H178ZM229 181H231L230 179H229ZM177 182V181H176ZM199 182V181H198ZM211 182V179L210 180H207L205 183H203V182H201V183H199L198 184V189H200V190H202V192H203V190H206L207 189V187L209 186V183ZM250 182H251V180H250ZM33 183H34V181H33ZM94 183V182H93ZM101 183V182H100ZM170 183V182H169ZM31 184H32V182H31ZM166 184V183H165ZM164 184V185H165ZM178 184V183H177ZM220 184H221V182H220ZM235 184V183H234ZM255 184V183H254ZM259 184L260 183H258L257 185V187L259 188ZM264 184V183H263ZM170 185V184H169ZM222 185H224L226 188L227 187H231V191H233V189H234V186L233 185H230V184H228L226 181H224L223 182V184ZM248 186V185H247ZM223 187V186H222ZM33 188V187H32ZM31 188V189H32ZM228 188V189H229ZM262 188H264L263 186H262ZM261 187H260V189H258L259 191V193H262V195L264 194V189H262ZM25 191H27V192H29L28 190H26L25 189ZM24 190H22V192H25ZM103 191V190H102ZM237 191V190H236ZM249 191V193H250V191H252V190H248ZM31 192H33V191H31ZM202 192H200L201 194L199 195V198L202 200L204 197H206L205 196V192L204 193H202ZM235 192V191H234ZM245 192V191H244ZM257 192V191H256ZM20 194H21V192H19ZM197 193V192H196ZM252 193V192H251ZM16 194V193H15ZM15 194H13L14 196H15ZM18 194V193H17ZM17 194H16V196H17ZM27 194H29V193H27ZM33 194V193H32ZM229 194H231V193H229ZM19 195V194H18ZM247 195H248V193H247ZM251 196H252V194H250ZM255 195H256V193H255ZM257 195H259L258 193H257ZM262 195H259V197L260 196H262ZM12 196V195H11ZM21 196H23V194L21 195ZM20 196V197H21ZM26 196V195H25ZM157 196V195H156ZM230 196V195H229ZM246 194H243V192H241V191H238V193L237 194H234V195H231L230 197H229V200H228V202L229 203H231L230 204V208L232 209V210H234L233 208H235L236 206H248V204L250 203V200H249V198H247L246 199ZM13 197V196H12ZM11 197V198H12ZM19 197V198H20ZM94 197V196H93ZM117 197H118V195H117ZM160 197V196H159ZM166 197V196H165ZM256 197V196H255ZM257 198V199H260V198ZM263 197V196H262ZM10 198V197H9ZM16 198V197H15ZM102 198V197H101ZM108 198V197H107ZM196 198H198V196L196 197ZM228 198V197H227ZM251 198V197H250ZM253 198V197H252ZM21 199V198H20ZM163 199V198H162ZM188 199V198H187ZM254 199V198H253ZM262 199V198H261ZM260 199V200H261ZM263 199H264V197H263ZM14 200H16V199H14ZM117 200V199H116ZM156 200V199H155ZM195 200V199H194ZM193 200V201H194ZM211 200V199H210ZM256 200V199H255ZM254 200V201H255ZM16 201H18V202H20L18 199L16 200ZM15 201V202H16ZM26 201V200H25ZM24 201V202H25ZM193 201H189V202H192L193 203ZM195 201H198V200H195ZM200 201V200H199ZM198 201V202H199ZM202 201H204V199L202 200ZM201 201V202H202ZM261 201H264V200H261ZM261 201H260V203H258V201L257 202H254V205H252V206H254V208H255V210H256V208L259 210V205H261V204H263V203H261ZM155 202V201H154ZM183 203H184V201H182ZM181 202V203H182ZM186 202V201H185ZM201 202H199V203H201ZM205 202V201H204ZM50 203V202H49ZM64 203V202H63ZM111 203V202H110ZM171 203V202H170ZM180 203V204H181ZM187 203V202H186ZM253 203V202H252ZM17 204H20V203H17ZM25 204L27 205L28 203L27 202H25ZM89 204V203H88ZM134 204V203H133ZM138 205H136L135 207H134V209H135V211H139L138 209L140 208V206H139V203H137ZM155 205V204H154ZM154 205H152V208H151V210H150V212H149V215L147 216V217H145V220L141 223V225H142V232H143V234L144 233H148L147 231H149L150 229H151V227L154 229V227H155V229L157 228V231H158V229L160 230V233H161V235H162V237H164L165 235L164 234H166V231L168 230V222H170V221H168V219H169V217H171V216H169V215H171V214H173V212H169L168 213V207H169V202L167 201V202H162V203H160V204H158V206H154ZM185 205H187V204H185ZM185 205L183 204V206H181V207H183V208H185ZM189 205V204H188ZM192 205H195V203L194 204H192ZM249 205H251V204H249ZM20 206V205H19ZM22 206V205H21ZM29 207V206H28ZM101 207V206H100ZM195 207V206H194ZM197 207V206H196ZM205 207V206H204ZM246 207H245V209H246ZM262 208H263V206H261ZM22 208H23V206H22ZM182 208V209H183ZM200 208V207H199ZM217 208V207H216ZM197 209V208H196ZM201 209H204V208H201ZM210 210L209 211H211V208H209ZM236 209V208H235ZM244 209V208H243ZM247 209H249L248 207H247ZM251 209V208H250ZM261 209V208H260ZM24 209H22V214L21 215H23V212L26 210H28L29 211V209H27V206H26V208H25V210L23 211ZM93 210V209H92ZM92 210H90V211H92ZM184 210V209H183ZM232 210H231V212H232ZM263 212H264V209H261ZM26 211H25V215L27 214L26 213ZM90 211H89V213H90ZM134 211V212H135ZM185 211H186V209H185ZM236 211V210H235ZM248 211H250V210H248ZM247 211V212H248ZM252 211H253V213H255L256 211H254L253 209H252ZM261 211V212H262ZM13 212V211H12ZM93 212H94V210H93ZM93 212H91V215L92 214H95V212L93 213ZM196 212V211H195ZM213 212V211H212ZM260 213L261 214V217H260V215L258 216L260 219H257V218H255V228H251V226H250V229L252 230V229H254L253 231L254 232H252L250 229H249V227L247 228H245V230H250L253 234L252 235H249V236H252V239L254 240V242L253 243H250V246H248V248H246V249H248L247 250V253L246 254H243V252L242 253H240V254H238V255H240V261L239 262H242L241 264H264V213ZM11 213V212H10ZM31 212L29 211V214H30ZM185 213V212H184ZM250 213V212H249ZM1 214V213H0ZM3 214V213H2ZM8 214V213H7ZM14 214V213H13ZM29 214H27V215H29ZM187 214H188V206H187ZM213 214V213H212ZM244 214V213H243ZM251 214V213H250ZM11 215V214H10ZM19 215V218L21 217L20 216V213L18 214ZM31 215H32V213H31ZM186 215V214H185ZM185 215H183V216H185ZM202 215V214H201ZM205 215V214H204ZM203 215V216H204ZM256 216H257V214H255ZM8 216V215H7ZM16 216H17V214H16ZM13 217L12 219H18V216L17 217ZM33 216V215H32ZM32 216H30L31 218H32ZM203 216H202V219H203ZM214 216H215V214H214ZM248 216V215H247ZM246 216V217H247ZM251 216H252V214H251ZM254 216V215H253ZM255 216V217H256ZM3 216H1V218H2ZM26 219H27V217L26 216H24ZM24 217L23 218H20V219H24ZM205 217H207L206 215H205ZM208 217H209V215H208ZM240 217V216H239ZM263 217V218H262ZM7 218H9V217H7ZM29 218V217H28ZM185 219L187 218V217H184ZM201 218V217H200ZM238 218V217H237ZM3 219H6V218H3ZM17 219H16V222H17ZM25 219V221H27ZM33 219V218H32ZM105 219V218H104ZM144 219V218H143ZM184 219V220H185ZM201 219V220H202ZM241 219H242V217H241ZM241 219H240V221H241ZM246 219H248V220H250V218H249V216L246 218ZM251 219L253 220L254 218H252L251 217ZM2 219H0V221H1ZM178 221L177 222H182L181 220H183V217H182V214L180 215V217H178V219H177ZM204 220V219H203ZM202 220V221H203ZM210 220V219H209ZM218 222H219V224H218V229H217V231H218V233H222L224 230H225V224H224V221H223V219L221 218V217H219L218 218ZM238 220V219H237ZM236 220V221H237ZM248 220H246L247 222H248ZM2 221H5V220H2ZM0 222L1 224L3 223V222ZM6 221H11L10 219L9 220H6ZM6 221L4 222V227H6L8 224L6 223ZM13 221V220H12ZM18 221H19V219H18ZM24 221V220H23ZM172 221H175V219L174 220H172ZM171 221V222H172ZM198 221H200L199 220V216H198ZM205 221H206V219H205ZM229 221H230V219H229ZM239 221V222H240ZM251 221V220H250ZM16 222H13V223H16ZM206 222H208V220L206 221ZM231 222V221H230ZM252 222V221H251ZM242 223V222H241ZM254 223V222H253ZM5 224H7V225H5ZM11 224H12V222H11ZM18 224V223H17ZM22 224V223H21ZM28 224V223H27ZM30 224V223H29ZM180 224V223H179ZM198 224V223H197ZM206 224V223H205ZM24 224H22V225H20V226H23ZM92 225V224H91ZM199 225H200V223H199ZM239 225V224H238ZM243 225H244V223H243ZM248 225H245V226H248ZM17 226V225H16ZM33 226V225H32ZM61 226V225H60ZM198 226V225H197ZM200 226H202V225H200ZM199 226V227H200ZM206 226V225H205ZM2 225L0 226V264H6L7 262H9V261H11L13 258V255L14 254H16V255H21V253H27V252H23L22 250H24V249H26V250H29V251H35L39 246H41V245H43V244H45V242H47V241H45L44 239H43V236H41V235H38V234H35V233H32V232H26L25 230L22 232V233H18V234H16V237H17V235H18V237L16 238L15 237V239L13 238V236H15V235H13L14 233H13V231H15V230H17V229H15V230H13L12 231V233H11V230H9V229H7V228H9V226L7 227V228H4ZM12 227V226H11ZM19 226H17V227H15V228H18ZM180 227H182V226H180ZM208 227V226H207ZM206 227V228H207ZM241 227H242V225H241ZM28 228H29V226H28ZM204 228V227H203ZM14 229V228H13ZM152 229V230H153ZM212 229V228H211ZM242 229V228H241ZM6 230H8L7 231V233H6ZM188 230V229H187ZM233 230V229H232ZM19 231V230H18ZM230 231H231V229H230ZM16 232V231H15ZM20 232V231H19ZM150 232V231H149ZM199 232V231H198ZM244 232V231H243ZM151 233L153 234V231H151ZM142 234V235H143ZM152 234H148L149 236H152ZM212 234V233H211ZM224 234V233H223ZM250 234V233H249ZM164 235V236H163ZM217 235V234H216ZM112 236H115V235H110V237L112 238ZM244 236V235H243ZM109 237V238H110ZM245 238H243V239H247L246 237L247 236H244ZM39 238V239H38ZM110 238V240H112ZM114 238V237H113ZM166 238V237H165ZM234 238H236V237H234ZM238 238V237H237ZM116 239V238H115ZM242 239V238H241ZM163 241H164V239H162ZM240 240V239H239ZM13 241H15L16 243H15V247L13 248V249H10L9 247L8 248H6L7 250H5L4 248H5V246H4V243L6 242L7 244H13L14 245V243H13ZM162 241V242H163ZM182 241H184V240H182ZM230 241V240H229ZM241 241V240H240ZM247 242L248 241H250V240H246ZM116 242V240H114V242L112 243V248H113V245H114V243ZM167 242V241H166ZM233 242H236V240L235 241H233ZM242 242V241H241ZM247 242H246V245H248L247 244ZM117 243H118V241H117ZM117 243H115V244H117ZM184 243H186V242H184ZM200 243V242H199ZM243 244V243H242ZM245 244V243H244ZM118 245V244H117ZM160 245V244H159ZM230 245V244H229ZM9 246V245H8ZM19 246V247H18ZM237 246V245H236ZM239 246V245H238ZM11 247V246H10ZM185 247V246H184ZM228 247V246H227ZM230 247V246H229ZM112 248H110L109 249V253H110V250L112 249ZM114 248H116V246H114ZM113 248V249H114ZM243 248H244V246H243ZM45 249V248H44ZM113 249H112V251H113ZM228 249V248H227ZM231 249H232V247H231ZM238 249V248H237ZM245 249V248H244ZM245 249V250H246ZM108 253V254H109ZM236 253V252H235ZM232 254V253H231ZM15 255V256H16ZM159 255V254H158ZM160 256V255H159ZM22 258V257H21ZM248 258H249V260H248ZM245 260H247V262L246 263H244V261ZM15 261V260H14ZM237 261V260H236ZM17 262V261H16ZM124 261H122V263H123ZM18 263V262H17ZM16 263V264H17ZM125 264H126V262H124ZM123 263V264H124ZM236 264V263H235Z\"/></svg>",
    "mask_w": 264,
    "mask_h": 264
}]
</instances>
